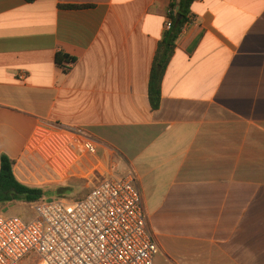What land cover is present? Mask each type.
Masks as SVG:
<instances>
[{
  "label": "crops",
  "instance_id": "0c3cea01",
  "mask_svg": "<svg viewBox=\"0 0 264 264\" xmlns=\"http://www.w3.org/2000/svg\"><path fill=\"white\" fill-rule=\"evenodd\" d=\"M172 2L0 0V169L7 155L21 183L84 197L132 171L154 264H264V0H195L154 110ZM65 128L97 153L62 177L32 144Z\"/></svg>",
  "mask_w": 264,
  "mask_h": 264
},
{
  "label": "built area",
  "instance_id": "2783aa9c",
  "mask_svg": "<svg viewBox=\"0 0 264 264\" xmlns=\"http://www.w3.org/2000/svg\"><path fill=\"white\" fill-rule=\"evenodd\" d=\"M172 26L168 20L166 28ZM32 148L62 177L79 160L78 153H97L95 142L78 128L40 129ZM34 210L30 222L0 214V264H23L31 253L40 257L39 264H154L160 252L132 171L79 200L45 198L34 203Z\"/></svg>",
  "mask_w": 264,
  "mask_h": 264
},
{
  "label": "trees",
  "instance_id": "16d2710c",
  "mask_svg": "<svg viewBox=\"0 0 264 264\" xmlns=\"http://www.w3.org/2000/svg\"><path fill=\"white\" fill-rule=\"evenodd\" d=\"M28 3H34L37 0H26ZM195 0H173L171 4V15L177 14V18H173V26L167 32L165 38L159 43L154 62L152 65L149 97L152 108L158 109L161 101V89L165 72L168 68L172 57L176 50V42L182 33L183 28L189 20L190 9ZM63 9H81L83 6H60ZM76 61L74 58L62 53L56 56V62L62 66L64 62ZM15 162L7 155L1 158L0 169V204H13L23 200L29 203H36L46 198L48 194L53 192L62 193L63 190L55 189L47 191L44 188L32 187L21 183L14 174Z\"/></svg>",
  "mask_w": 264,
  "mask_h": 264
},
{
  "label": "rangeland",
  "instance_id": "374dc122",
  "mask_svg": "<svg viewBox=\"0 0 264 264\" xmlns=\"http://www.w3.org/2000/svg\"><path fill=\"white\" fill-rule=\"evenodd\" d=\"M80 191H82V187H80V189L73 188L68 192L63 191L60 194L53 192L52 194H48L46 199L50 201L55 199H66L69 201L79 200L84 197V195L80 196L78 194ZM0 214L18 216L30 222L35 218L34 203L20 200L13 204H0ZM40 262L41 259L36 253H31L23 260V264H39Z\"/></svg>",
  "mask_w": 264,
  "mask_h": 264
}]
</instances>
